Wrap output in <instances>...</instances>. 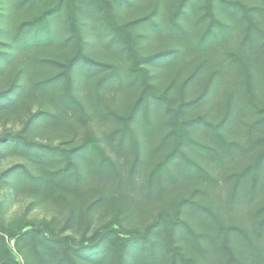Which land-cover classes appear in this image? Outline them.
Returning <instances> with one entry per match:
<instances>
[{
    "label": "trees",
    "instance_id": "trees-1",
    "mask_svg": "<svg viewBox=\"0 0 264 264\" xmlns=\"http://www.w3.org/2000/svg\"><path fill=\"white\" fill-rule=\"evenodd\" d=\"M114 1L18 0L17 6L28 10L44 2L48 6L16 25L5 42L7 49L0 54L3 61L11 62L23 55L31 58L28 53L51 44L61 12L67 15L75 50L63 63L32 55L31 59L37 66L50 62L60 65V68L43 78L31 77L26 82H18L12 91L0 94V113L15 114L30 98L53 100V91L62 82L64 88L56 98L60 104L77 107L80 103L75 73L82 68L88 75L94 70H106L100 82L106 84L112 80L117 66L95 60L86 51L83 18L88 12H100L104 28L133 54L131 75L140 78L144 85L141 98L116 130L120 142L128 137L136 143L137 132L133 124L136 112L141 105L144 113L148 112L151 99L147 90L151 88L149 64L154 60L166 65L178 63L182 69L197 64L184 84H192L200 73L209 74L208 82L187 105L173 109L171 131L165 139L173 137L174 146L155 165L152 175L159 179L164 172L172 175L173 166L180 161L183 175L198 179L203 187L201 192L207 195L219 183L215 170L227 176L238 169L231 175L234 181L225 199V207L230 213L249 205L250 223L226 225L221 214L211 205L183 197L173 214L159 212L142 232L123 235L117 229H106L74 247L52 234L39 238L32 232L22 235L32 237L33 247L45 264H103L110 254L113 264H157L160 258L159 236L163 232L166 233L168 264H201L186 255L179 240L196 247L208 264H264V216L256 218L259 210L256 205L264 197V0L251 4L244 0H204V10L196 21L204 26L197 35L183 21L189 18V8L196 0H178L164 24L153 15L121 24L112 8ZM1 15L4 14L1 12ZM140 25L150 26L155 34H168L174 40L173 48L157 55L143 54L133 35V27ZM4 70L5 66L2 67L0 62V73ZM204 100L218 105L223 103L222 118H210L209 110L191 118L181 115L185 108L194 107ZM53 106L54 110H40L34 117L58 123L62 111L59 105ZM198 128L211 132V138L201 141L189 134L191 129ZM189 151L194 152L198 160H204L206 165L191 157ZM8 155L26 162L5 171L4 175L14 178L16 192H27L41 198H56L65 193L73 196L83 193L88 187L104 192H108L105 189L108 186L121 189L123 183L130 182L133 174L129 172L127 177H121L120 167L92 136L84 137L75 145L65 146L30 139L23 131L6 130L0 133V158ZM78 158L84 161V169L79 166ZM147 189L149 191L151 187ZM56 257L58 262L53 260ZM0 264L5 263L0 260Z\"/></svg>",
    "mask_w": 264,
    "mask_h": 264
},
{
    "label": "rangeland",
    "instance_id": "rangeland-1",
    "mask_svg": "<svg viewBox=\"0 0 264 264\" xmlns=\"http://www.w3.org/2000/svg\"><path fill=\"white\" fill-rule=\"evenodd\" d=\"M17 1L0 0V54L7 49L5 42L16 25L48 6L44 2L37 8L28 10L17 6ZM244 1L251 4L256 0ZM177 2L178 0H115L112 8L121 24L146 15H153L159 23L164 24ZM203 6L204 0H196L193 7L189 8V18L183 20L196 35L204 26L203 23L196 22L204 10ZM83 19L86 51L95 60L117 66V73L112 80L106 84L100 82L106 70H94L90 75L84 68L76 70L75 88L80 103L77 107L60 104V100L56 98L64 88L62 82L53 91V100L30 98L15 114L0 113V133L6 130L23 131L30 139L65 146L75 145L84 137L92 136L120 167L121 177H127L129 172L133 174L130 182L123 183L121 189L108 186L105 188L108 192H104L88 187L83 193L73 196L65 193L56 198H41L27 192L17 193L14 178L8 176L9 174L4 175L5 171L16 165L25 164L22 158L13 155L0 158V260L5 264H45L33 247L32 237L28 234L22 235L24 232H32L38 238L41 235H56L72 247L80 242L86 243L97 232L106 229H117L123 235L142 232L159 212L173 214L178 201L183 197H192L211 205L221 214L226 225H249V205L230 213L225 207V199L234 181L231 175L238 169L227 176L215 170L219 183L207 195L201 192L203 187L198 179L183 175L180 161L173 166L172 175L164 172L160 179L152 175L155 165L174 146L173 137L165 139V135L171 131L173 109L187 105L196 98L206 86L209 74L200 73L192 84L186 85L185 80L193 73L197 64L182 69L178 63L166 65L154 60V63L149 64L151 88L147 90L151 99L148 112L145 114L141 105L133 122L137 132L136 143L128 137L121 143L116 130L122 125L134 103L141 98L144 85L140 78L131 75L133 54L122 41L113 38L112 33L104 28L101 13L88 12ZM71 34L67 15L61 12L55 24L54 41L27 55L31 58L34 55L38 59L66 62L75 50V41L70 38ZM133 35L135 44L143 54L157 55L172 49L175 44L168 34H155L148 25L134 26ZM31 58L23 55L8 62L3 61L0 55L2 67L5 66L4 72L0 73V94L12 91L18 82H26L31 77L43 78L60 68V65L50 62L37 66ZM207 102H198L194 107L184 106L185 110L181 115L191 118L209 110L210 118H222L224 104ZM54 104L59 105L62 111L58 123H49L38 116L34 117L40 110H54ZM189 134L201 141L211 138V132L203 128L191 129ZM189 155L197 158L192 151H189ZM77 161L81 169H84V161L79 158ZM198 161L206 165L204 160ZM148 186L151 187L149 191ZM256 206L259 208L256 215L258 219L264 216V197ZM182 216L190 220L185 214ZM159 241L160 258L157 264H168L165 232L159 236ZM183 242L178 241L183 245L186 255L193 257L198 263L208 264L196 247ZM53 260L58 262L57 257ZM103 264H113L112 254L107 256Z\"/></svg>",
    "mask_w": 264,
    "mask_h": 264
}]
</instances>
